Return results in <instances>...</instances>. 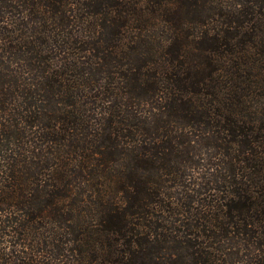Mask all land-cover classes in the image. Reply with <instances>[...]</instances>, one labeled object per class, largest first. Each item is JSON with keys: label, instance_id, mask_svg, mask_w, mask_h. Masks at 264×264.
I'll use <instances>...</instances> for the list:
<instances>
[{"label": "trees", "instance_id": "trees-1", "mask_svg": "<svg viewBox=\"0 0 264 264\" xmlns=\"http://www.w3.org/2000/svg\"><path fill=\"white\" fill-rule=\"evenodd\" d=\"M0 264H264V0H0Z\"/></svg>", "mask_w": 264, "mask_h": 264}]
</instances>
